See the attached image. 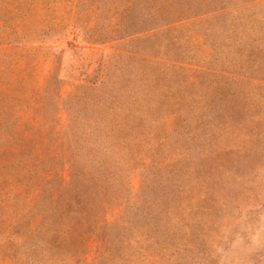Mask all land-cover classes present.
<instances>
[{
    "label": "rangeland",
    "instance_id": "obj_1",
    "mask_svg": "<svg viewBox=\"0 0 264 264\" xmlns=\"http://www.w3.org/2000/svg\"><path fill=\"white\" fill-rule=\"evenodd\" d=\"M0 264H264V0H0Z\"/></svg>",
    "mask_w": 264,
    "mask_h": 264
},
{
    "label": "trees",
    "instance_id": "obj_2",
    "mask_svg": "<svg viewBox=\"0 0 264 264\" xmlns=\"http://www.w3.org/2000/svg\"><path fill=\"white\" fill-rule=\"evenodd\" d=\"M6 12H7V11H6ZM6 12L3 13V16L7 19L6 23H7L9 29H7V30H3V32H5L6 35H7V34H12V35H10L11 38H15V37L23 36L25 33L16 31V29H15L16 27L13 26V23L10 22V21H13V20H14V21H17V20L15 19V17H17L16 13H15V12L6 13ZM156 16H157V15H156ZM158 16H162V15H161L160 13H158ZM161 18H163V19H160V21L157 22L158 24H161L162 22L167 21L166 17H161ZM5 28H7V27H5ZM129 30H133V29H129ZM119 32H120V30H119ZM116 150H117V149H116ZM104 162H105V164H107V166H105V167L103 166ZM104 162H102V163H98V164H97V167H96L97 170L99 169V172H100V173H102V174L105 175L104 178L102 177V181H100L99 183H103L105 180H107V179H106V175H109V172H110V174H112L111 171L106 172V168H107V167L114 166V162H111V161H108V160H105ZM107 181H108V180H107Z\"/></svg>",
    "mask_w": 264,
    "mask_h": 264
}]
</instances>
